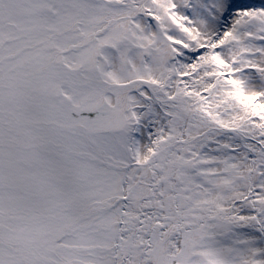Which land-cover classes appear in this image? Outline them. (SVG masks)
I'll return each mask as SVG.
<instances>
[{"label": "snow or ice", "instance_id": "1", "mask_svg": "<svg viewBox=\"0 0 264 264\" xmlns=\"http://www.w3.org/2000/svg\"><path fill=\"white\" fill-rule=\"evenodd\" d=\"M0 264H264V0H0Z\"/></svg>", "mask_w": 264, "mask_h": 264}]
</instances>
